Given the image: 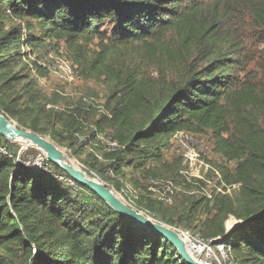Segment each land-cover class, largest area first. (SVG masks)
Wrapping results in <instances>:
<instances>
[{
	"label": "trees",
	"instance_id": "1",
	"mask_svg": "<svg viewBox=\"0 0 264 264\" xmlns=\"http://www.w3.org/2000/svg\"><path fill=\"white\" fill-rule=\"evenodd\" d=\"M181 2L0 0V110L20 127L71 150L91 176L113 183L116 190L131 184L137 195L130 204L153 219L219 238L232 264H264V137L254 128L261 121L257 113L264 115V92L237 78L235 42L219 17L201 15L197 0L185 8ZM242 6L253 26L264 31V0H243ZM33 21L44 31L38 39ZM102 24L110 26L109 42L144 46L154 66L164 67L159 76H151L142 61L117 63V45L111 51L100 48L106 40ZM171 31L177 32L174 43ZM41 39L74 46L70 53L79 75L107 85L104 105L91 96L71 104L60 88L47 94L41 80L50 78L52 63L38 59ZM157 51L167 65L159 63ZM53 53L52 61L65 58L76 74L66 54ZM179 131L210 132L214 150L235 166L217 168L204 152L203 157L226 183L241 186L213 198L192 194L195 186L180 173L182 156L166 157ZM101 133L120 147L103 146ZM17 145L0 134V147L12 155L0 150V264H188L165 237L115 211L55 164L49 162V172L19 163ZM108 171L115 177L105 176ZM208 172L214 179V171ZM153 179L184 191L165 203L149 191ZM230 216L242 224L227 231Z\"/></svg>",
	"mask_w": 264,
	"mask_h": 264
},
{
	"label": "rangeland",
	"instance_id": "2",
	"mask_svg": "<svg viewBox=\"0 0 264 264\" xmlns=\"http://www.w3.org/2000/svg\"><path fill=\"white\" fill-rule=\"evenodd\" d=\"M191 1H195V0H182L181 2L182 7L185 8L188 4L191 3ZM197 2H201L202 5L201 8L199 9V13L204 16H207L209 14L217 15L221 21V24L225 26L224 30L229 31L232 37V41L235 42V45L233 47L235 56L233 57V60H237L238 65H235L232 69L236 74L237 78L239 77V79L242 82H244V84L253 88L256 91V93L258 94L263 93L264 92V31L262 29H258L253 26L251 19L247 15L246 7L242 6L243 0H197ZM109 28L110 26H107L106 24L100 25V30H103L102 36L109 31ZM43 33L44 31L41 30L40 27L36 26V22L33 21V35L35 36V38L37 39L40 38V36H42ZM176 36H177L176 31H171L170 33H168V37L171 38L170 39L171 43L176 42V39L172 38ZM105 38L106 40L102 43L100 48L106 46L108 48L107 50L111 51L113 49V46L117 45V48H119L118 52L120 53L121 56L116 60L117 63L135 66L142 61V63L146 67H148L149 70L151 71V76L155 78L159 76V69L162 68L163 66H159V67L154 66L155 60H152L150 58L149 54L143 48L144 46H142L139 43L132 44L130 46H123L124 44L122 43L109 42L111 39V36L109 34H106ZM95 42H98L97 38L95 39ZM38 43L39 45L42 46L40 48V51L41 50L42 51L40 52L38 59L40 58L41 61L52 63L49 64L50 66L54 65L56 58H61L64 61L68 62L65 58L61 56L56 57L52 61L51 55L54 54L53 52H56L57 54H66L68 58L72 61L70 51L72 48H74V46H71L69 43H66L64 41H56L53 39H45V40L41 39L38 40ZM229 50H230L229 47L225 46L223 52H225L226 54L227 52H229ZM28 51L29 49L25 47L24 52H28ZM49 52L51 53L49 54ZM156 53L159 56V63L162 65H167L168 60L167 62L164 61L165 60L164 53L159 51H157ZM196 60L199 63H202L201 58H197ZM69 64L71 65V63ZM73 64H74V69L76 70V74L74 80L71 82L62 80L61 78L57 77L55 74H51L50 78H47L45 80H43L42 78L41 80V82L43 83L42 87L45 89L47 94L51 93V88H60L66 93L65 96L68 99V102L71 104H76L78 99L81 98L82 96H91V98L94 99L98 98L100 102H102V104L104 105L109 97L108 87L105 84V82H102V80H98V79H89L80 76L76 63L73 62ZM178 70L180 71V69ZM173 77H174L173 75L168 76L167 81H170ZM250 108L253 109L252 107ZM256 116L259 117L261 121L259 125L254 126V128L259 127L257 133L262 134V136L264 137V115L261 116L258 112ZM47 137L50 136L47 135ZM195 138L199 140V148L201 149L202 152H204V156L206 157L208 162H210V164H212L217 168L218 166L222 167L223 165H227L229 168H233L235 166V162L233 161L228 162L220 153L214 150L215 147L214 138L210 132H207L205 134H199V136H195ZM98 139L99 141L102 142L103 146L107 144V141L111 140L109 136L103 133L99 135ZM13 142L18 144L17 147L20 148V151L23 150L24 152H27V150H31L28 151L29 154L28 157L24 158L25 160H30V159L33 160L35 156L39 155V153L34 151L35 150L34 148L36 149L38 148L32 146L31 144L24 145L22 141H13ZM62 149L71 157V159H73V161L75 160L77 162L76 163L74 161L77 165L82 167L79 159L72 155L71 150L65 147H62ZM23 151H21V153ZM100 151L102 152V149H100ZM173 155H174L173 153H169L166 155V157L172 158ZM204 172L205 174H209L207 170H204ZM105 176L113 178L115 177V173L108 171L106 172ZM96 178L101 180L97 176ZM159 180L161 181L160 183H158ZM162 181L164 180L153 179L149 182V185L150 186L154 185L159 187L161 186ZM108 185L111 188H113L114 191H116L123 200H125L126 202L128 201V203L132 202V198H133L132 194L134 193L133 192L134 188L131 184L127 183L126 187L125 188L122 187L121 190H116L113 183L108 182ZM179 188L184 189L181 186ZM179 193L182 192L178 189V191H176V195H179ZM231 219L238 221V223L237 224L232 223V226H229L228 222ZM241 224H242L241 220L236 219L234 216H230L226 221V228L227 229L236 228L239 227Z\"/></svg>",
	"mask_w": 264,
	"mask_h": 264
},
{
	"label": "built area",
	"instance_id": "3",
	"mask_svg": "<svg viewBox=\"0 0 264 264\" xmlns=\"http://www.w3.org/2000/svg\"><path fill=\"white\" fill-rule=\"evenodd\" d=\"M51 74H55L62 80L71 82L75 78V72L72 66L61 58H56L54 65L49 66ZM109 148H119L120 145L115 141H107ZM0 150L5 154L12 156L5 147H0ZM171 152L182 156L184 167L180 173L187 178V180L195 186L191 191L192 194H201L208 198H213L215 193L227 194L233 189L241 186V183L228 184L221 176L220 172L214 169L203 157V152L199 148V140L195 135L179 131L173 136ZM20 152L18 162L32 167L34 170H46L51 172L52 168L49 164L46 155L41 151L39 155L35 156L33 160H21ZM212 169L215 173V178L207 177L204 170ZM58 176V175H56ZM61 180H66L74 184L73 180L58 176ZM204 181V184L200 182ZM161 181L159 180L158 183ZM162 190H161V189ZM184 191L171 182L162 181L161 186L157 187L151 185L149 191L154 197L165 203H172L173 196L176 191ZM133 195H137V191L133 189ZM130 204V203H129ZM182 236L185 238L188 248L192 255L200 260L203 264H232L230 255L226 246L222 243H216L219 238H203L199 233H191L189 231L180 230Z\"/></svg>",
	"mask_w": 264,
	"mask_h": 264
},
{
	"label": "water",
	"instance_id": "4",
	"mask_svg": "<svg viewBox=\"0 0 264 264\" xmlns=\"http://www.w3.org/2000/svg\"><path fill=\"white\" fill-rule=\"evenodd\" d=\"M0 134L6 137L9 141H22L24 145L31 144L42 151L48 161L60 167L64 172L71 176L75 181L81 183L91 191L95 192L102 200H104L115 211L121 213L126 218L134 221L137 225L155 232L165 237L171 242L178 250L180 256L188 264H203L200 260L195 258L190 252L185 238L182 236L179 229L161 223L147 213L138 210L131 204L123 200L113 188L107 183L96 178L95 175L91 176L82 167H75L64 159V150L50 137L36 133L30 129L20 127L17 123L13 122L0 110ZM24 148V146H23ZM23 151V150H21ZM20 151V154H21ZM66 153V152H65ZM67 154V153H66ZM68 155V154H67ZM69 156V155H68ZM70 157V156H69ZM234 228L227 229L230 231ZM216 243H222L217 240Z\"/></svg>",
	"mask_w": 264,
	"mask_h": 264
},
{
	"label": "bare ground",
	"instance_id": "5",
	"mask_svg": "<svg viewBox=\"0 0 264 264\" xmlns=\"http://www.w3.org/2000/svg\"><path fill=\"white\" fill-rule=\"evenodd\" d=\"M64 159H65V161L68 162L69 164H71V165H73V166H75V167H77V168L79 167V165L76 164L77 162L74 160V161L76 162V163H75V162L73 161V159H71V157H69L65 152H64ZM120 197H121V196H120Z\"/></svg>",
	"mask_w": 264,
	"mask_h": 264
}]
</instances>
